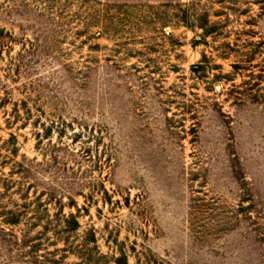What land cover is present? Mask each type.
Instances as JSON below:
<instances>
[{
  "label": "rangeland",
  "instance_id": "obj_1",
  "mask_svg": "<svg viewBox=\"0 0 264 264\" xmlns=\"http://www.w3.org/2000/svg\"><path fill=\"white\" fill-rule=\"evenodd\" d=\"M0 264H264V0H0Z\"/></svg>",
  "mask_w": 264,
  "mask_h": 264
},
{
  "label": "trees",
  "instance_id": "obj_2",
  "mask_svg": "<svg viewBox=\"0 0 264 264\" xmlns=\"http://www.w3.org/2000/svg\"><path fill=\"white\" fill-rule=\"evenodd\" d=\"M75 224H78V223H75Z\"/></svg>",
  "mask_w": 264,
  "mask_h": 264
}]
</instances>
